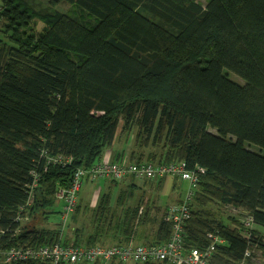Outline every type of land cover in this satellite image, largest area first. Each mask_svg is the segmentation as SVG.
<instances>
[{
    "label": "trees",
    "instance_id": "obj_1",
    "mask_svg": "<svg viewBox=\"0 0 264 264\" xmlns=\"http://www.w3.org/2000/svg\"><path fill=\"white\" fill-rule=\"evenodd\" d=\"M45 1L0 0V264H125L21 255L54 243L151 247L172 237L168 215L143 214L140 203L105 226L104 196L89 232L77 202L73 242L61 237L63 210L56 228L25 222H54L57 203L66 206L60 192L121 131L136 132L137 163L198 174L185 249L209 250V264L264 256V0ZM63 2L78 11L53 9ZM171 177L188 194L183 174ZM209 206L238 214L225 222ZM10 250L19 258L7 261Z\"/></svg>",
    "mask_w": 264,
    "mask_h": 264
},
{
    "label": "built area",
    "instance_id": "obj_2",
    "mask_svg": "<svg viewBox=\"0 0 264 264\" xmlns=\"http://www.w3.org/2000/svg\"><path fill=\"white\" fill-rule=\"evenodd\" d=\"M202 173L203 170H200ZM175 173L183 174V179L189 181L191 189L187 194L185 201L179 205L173 206L172 212L168 219L173 222V235L163 244L151 245V247L137 246L125 247L119 245H103V246H77L62 245L54 243L50 246L41 248H31L21 255L23 258H46L52 260H67L71 263L90 262L94 263L98 260L110 262L117 260L123 263L134 262L136 260H146L148 258L157 259L165 264H209L211 253L209 250L203 251L199 248H184L182 224L190 218V199L193 195L194 188L197 185L198 174L183 173L182 167L164 163H124L118 162H100L89 169H78L73 177L72 185L69 189L60 192L59 197L66 201L64 207L63 224L66 225L71 215L74 213L77 202L76 195L82 187L85 178L92 181L104 178L121 182L129 178L154 180L161 177H171ZM35 182L38 176L34 174ZM35 186V185H34ZM251 220L244 223V227L251 226ZM248 234V233H247ZM219 242H221L219 240ZM150 248V249H149ZM212 249V248H211ZM19 253L10 250L7 254V261L19 258ZM208 260V261H207ZM244 264V263H241ZM261 264H264V260Z\"/></svg>",
    "mask_w": 264,
    "mask_h": 264
},
{
    "label": "rangeland",
    "instance_id": "obj_3",
    "mask_svg": "<svg viewBox=\"0 0 264 264\" xmlns=\"http://www.w3.org/2000/svg\"><path fill=\"white\" fill-rule=\"evenodd\" d=\"M44 5H47L45 0H41ZM204 1V0H203ZM53 9H59L62 12H77L78 9L69 3L63 2L58 4L57 6L53 7ZM42 23L40 21L36 22L35 28L37 30H40L42 28ZM120 138H123L124 144L127 146L128 141L127 139H131L132 144H135L134 138H136V132H120L119 135ZM128 154L123 155L122 157L127 158L130 157ZM100 161L97 162L96 164L100 162H104V154L101 156L99 159ZM124 161L125 164L128 163L126 159L121 160ZM106 162H112L106 160ZM131 178L123 181L124 183H121L120 186H122L124 189L122 191V194H124L126 197H123L121 193H116L118 190L119 186L117 184H114V181L107 180L104 178H100L98 180L92 181L90 178H85L82 187L79 189L76 195V202H79L80 206V211H81V220L84 221L85 223L83 224L82 230L89 232L93 231L94 225L96 224L95 221H93L94 216H96L97 209H95L97 200L99 196H104L109 199V206H107L108 211V218L105 219V216H101V221L102 223L107 226L109 222H111L110 226H112V223L116 224L120 219H123V213L127 209L135 208L137 204L140 203L142 207V213H145V210L149 207L151 210L150 212H155L156 214H160V216L163 213V210H165V207L168 205L174 204L176 202H179L178 200L183 198L186 193L187 189V184L179 181L176 189H173V184L175 181L172 178H168L166 181V186L164 189H162V186H158L160 182H138L140 184V188H135L137 190H134L130 192L132 189L130 183L128 180ZM166 179V178H165ZM164 179V180H165ZM106 188V189H105ZM106 190V191H105ZM97 191V192H95ZM101 191V192H100ZM188 191V190H187ZM121 192V188H120ZM94 194V195H93ZM93 196V197H92ZM100 197V198H101ZM80 199V200H79ZM83 200V202H82ZM61 201L60 199L57 200V202ZM113 201H115V205H113ZM88 202V204H87ZM159 202V203H158ZM62 202L57 203L55 206L56 211H58L60 214L56 218H54V222L49 221L48 223H43L41 217L35 216L33 219L29 218L25 222L28 223H34L46 228H56V224H62V216L61 212L64 210V205L61 204ZM159 204L162 206L160 207ZM140 207V208H141ZM94 208V209H92ZM161 208V209H160ZM160 209L159 211H157ZM209 210H211L214 214V216L218 220H224L227 222L228 218L231 217H236L238 214L236 210L229 211L228 209H225L223 207L217 208L213 207L211 208L210 206L208 207ZM80 215V214H79ZM77 216V215H76ZM112 216V217H111ZM164 218V216H162ZM162 217H159L162 219ZM143 222L141 224L144 223ZM242 223V221H241ZM45 224V225H44ZM231 227L235 226L234 223L229 224ZM77 224L74 223V221H70L66 224V226H63V237L64 240L69 242H73L74 240V229L76 228ZM243 227H244V222H243ZM151 226L150 224L144 225L140 227V231L144 235H149L151 232ZM235 228V227H233ZM153 234V233H152ZM246 237H250L249 234H245ZM87 238V237H86ZM85 238V239H86ZM247 255H249V252H247ZM252 260L253 263L245 261L244 264H261L264 260V256L262 251H259L255 254H252L251 256H247L246 260ZM1 260V258H0ZM210 260V259H209ZM208 261V260H207ZM131 264V263H129Z\"/></svg>",
    "mask_w": 264,
    "mask_h": 264
},
{
    "label": "crops",
    "instance_id": "obj_4",
    "mask_svg": "<svg viewBox=\"0 0 264 264\" xmlns=\"http://www.w3.org/2000/svg\"><path fill=\"white\" fill-rule=\"evenodd\" d=\"M119 135H120V132H118V134H117V138H116V141H115L114 145H113L111 148H109L108 150H106V152L104 153V161L108 160V161L118 162V161H121V160L126 159V160H129L130 163H137V162H136V158H134V156L136 157L137 155H135V153H134L135 147H134V144H132L131 139H129V138L127 139V141H128V145L126 146V145L124 144V140H123V138H120ZM128 153H130V154H129L130 157H127V158H123V157H122L123 155L128 154ZM147 153H148V152L144 153L143 155L146 156ZM133 155H134V156H133ZM129 161H128V162H129ZM141 163H153V164H157V163H154V162H147L146 160L143 161V162H141ZM168 178H172V177H166V179H165L164 181H161V182L158 184V186H162V189H164V187L166 186V183H167L166 180H167ZM172 179L175 181V183L173 184V189H176L179 180H176V179H174V178H172ZM159 180H161V179L147 180V179L131 178L130 180H128L129 183H130V185H131V187H132V189L130 190V192H132V191H134V190H137V189H135V188H140V184H139L138 182H142V181H145V182H155V181H157V182H159ZM123 181H124V180H123ZM123 181L117 184V185L119 186V188H118V190L116 191V193H121V194H122V191H123L124 188H123L122 186H120V184H121V183H124ZM125 182H127V181L125 180ZM184 183L187 184V189H186V193H187V190H188L189 184H188L187 182H184ZM120 188H121V192H120ZM105 189H106V188H105ZM105 191H106V190H105ZM95 192H97V191H95ZM100 192H101V191H100ZM186 193H185V196H184L183 198L181 197V199L178 200L179 202H176V203H174V204H171V205H168L167 207H165V210H163V213H162L161 217H162V216H166V214L169 216V214L172 212V209H171V208H172L173 206H176V205H179V204L183 203V202L185 201V197H186V195H187ZM93 195H94V194H93ZM122 196H123V197H126L124 194H122ZM92 197H93V196H92ZM100 197H101V196H99L96 205L98 204V202H99V200H100ZM79 200H80V199H79ZM82 202H83V200H82ZM158 203H159V202H158ZM61 204H62V203H61ZM87 204H88V202H87ZM78 205H79V202H78ZM113 205H115V201H113ZM159 206L162 207L160 204H159ZM78 208L80 209V206H78ZM92 209H94V208H92ZM147 209H148V210H151L149 207H148ZM160 209H161V208H160ZM160 209H158L157 211H159ZM80 210H81V209H80ZM150 213H151L153 216H159V217H160V214H156L155 212H150ZM150 213H149V214H150ZM80 214H81V211H80ZM167 241H168V240H167ZM125 264H129V263H125ZM131 264H133V263H131Z\"/></svg>",
    "mask_w": 264,
    "mask_h": 264
}]
</instances>
